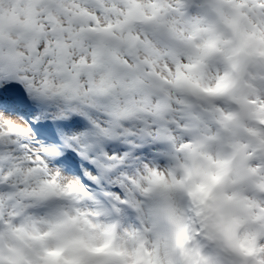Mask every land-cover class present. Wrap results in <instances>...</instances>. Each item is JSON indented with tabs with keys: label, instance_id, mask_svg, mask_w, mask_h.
Masks as SVG:
<instances>
[{
	"label": "snow or ice",
	"instance_id": "1",
	"mask_svg": "<svg viewBox=\"0 0 264 264\" xmlns=\"http://www.w3.org/2000/svg\"><path fill=\"white\" fill-rule=\"evenodd\" d=\"M0 264H264V0H0Z\"/></svg>",
	"mask_w": 264,
	"mask_h": 264
}]
</instances>
